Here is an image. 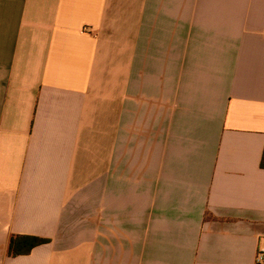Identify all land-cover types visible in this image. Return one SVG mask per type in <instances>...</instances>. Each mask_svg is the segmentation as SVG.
Returning <instances> with one entry per match:
<instances>
[{
  "label": "crops",
  "instance_id": "obj_1",
  "mask_svg": "<svg viewBox=\"0 0 264 264\" xmlns=\"http://www.w3.org/2000/svg\"><path fill=\"white\" fill-rule=\"evenodd\" d=\"M263 152L264 0H0V264H256Z\"/></svg>",
  "mask_w": 264,
  "mask_h": 264
},
{
  "label": "trees",
  "instance_id": "obj_2",
  "mask_svg": "<svg viewBox=\"0 0 264 264\" xmlns=\"http://www.w3.org/2000/svg\"><path fill=\"white\" fill-rule=\"evenodd\" d=\"M260 167L264 169V152L262 155V159L260 162ZM48 241L29 237V236H18V237H12L9 242L8 246V254L9 256H18V255H25L28 254L32 248L35 246L45 244Z\"/></svg>",
  "mask_w": 264,
  "mask_h": 264
},
{
  "label": "built area",
  "instance_id": "obj_3",
  "mask_svg": "<svg viewBox=\"0 0 264 264\" xmlns=\"http://www.w3.org/2000/svg\"><path fill=\"white\" fill-rule=\"evenodd\" d=\"M256 264H264V253L259 252L256 258Z\"/></svg>",
  "mask_w": 264,
  "mask_h": 264
}]
</instances>
